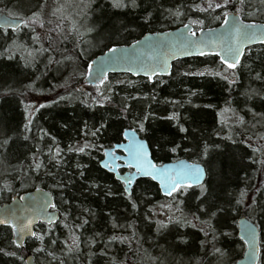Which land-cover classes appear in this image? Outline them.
<instances>
[{"label": "trees", "instance_id": "16d2710c", "mask_svg": "<svg viewBox=\"0 0 264 264\" xmlns=\"http://www.w3.org/2000/svg\"><path fill=\"white\" fill-rule=\"evenodd\" d=\"M68 1L0 0V10L11 16L28 20L33 13L38 14L45 24L43 28L34 25L35 30L43 37L45 32L51 29V35L56 38L60 52L74 58L66 62L67 70H64L65 66L62 65L61 70L57 71L53 65L45 72V58L49 55L45 53L34 61L36 67H32L31 64H25L27 52H24L23 48L17 51L13 46L15 42V45L27 44L29 48H38L40 45L31 40V29L24 25L17 30L5 31L0 28V132L12 137L8 146L0 147V204L25 191L43 187L52 191L61 213L57 223H40L37 226L36 232L51 233L50 236H45L42 242L44 248L40 251H37V248L41 242L36 238L29 239L24 249L19 248L13 242V230L10 226L1 225L0 248L4 249V252H0V264H24L20 256L25 260L28 252H32L41 264H119L122 261L125 264H234L245 251V244L238 236V219L244 215L260 228L259 264H264V211L257 209L252 212L246 207L253 197L264 206V164L257 162L261 159L259 154L254 155L252 149L242 143L244 139H248L250 143L257 144L256 140L250 139V134L259 135L264 131V107L259 106L260 99L256 93L246 95L253 89L264 92V82L257 81L248 71V65L253 63L256 70H260V64L264 61V44L250 47L251 52L246 53V58H242L245 67H238L236 70L238 78L234 84H228L222 76H212L208 73L203 76L189 75L188 73L203 71L206 68L212 71H223L226 68L218 56L203 55L175 61L171 74L157 76L154 80L130 74H110L104 84L90 86L84 83L85 75L79 73L86 74L89 61L111 47L113 42L129 44L147 32L178 27L182 25L181 21L187 23V19L183 16L167 19L166 14L154 7L152 10L156 19L145 24L140 20L142 13L139 9L117 10L111 7V0H107V6L101 4V14L97 13L94 21L96 31L87 33L80 22L79 10H74L71 4L65 3ZM95 1L92 0L93 10L96 7ZM73 2L75 1L72 0ZM180 2L181 0H155L157 5L163 3L164 8ZM183 2L188 4L192 0ZM145 3L152 4L153 0H145ZM231 4L242 7L239 13L244 19L264 22V0H244L243 6L239 4V0H231ZM59 5L65 6L64 24L61 25L63 34L54 30L62 18L60 14L53 15ZM230 10L235 11V7ZM188 15L195 16L196 10L193 9ZM216 15H221V11L216 10L208 16L201 14L200 18L205 20L203 27L220 24L223 19L216 20ZM73 21L76 22V31L72 30ZM108 21H111L109 27L106 25ZM87 27H91V22H88ZM78 33L84 34L80 36ZM47 46L45 42V47ZM80 49L85 51L81 53ZM59 58L57 55V59ZM117 80H133L136 83L117 85ZM33 81L34 86L29 87ZM106 86H111L117 93L134 89L148 92L150 96L154 90V99H137L130 103L133 111H142L144 106L151 104L150 111L156 114L155 118L150 117L145 122L147 132L140 134L148 140L155 160L163 163L187 158L204 164L207 170L204 185L210 186L224 198L221 200L222 206L236 209L212 219V225L217 232L215 247L226 250L223 257L212 251L211 234L205 238L204 231H208L207 227L193 218V214H196L200 221L208 219L204 210L197 208V187L189 188L181 197L184 203L176 205L171 212H174L175 216L191 220L192 223L184 224L172 219L168 228L158 233L154 209L170 198L162 195L155 181L140 178L132 188L133 199L139 207L132 209V201L123 193V182L118 180L113 172L101 166L103 151L92 149L90 155L88 152L66 153L67 165L55 178H49L44 170L34 173L31 178L23 177L20 165L21 162L25 165L30 162L26 159L28 152H36L47 163L48 153L41 149L54 146L49 136L45 135L40 139V129L56 137L60 147L67 149L69 146H75L78 140L103 144L105 148L111 147L120 142L123 129L130 126L135 128V125L131 124V117L125 119L121 115L117 107V97H114L115 102L112 104L94 105L93 97L106 94ZM192 92L195 94L192 95ZM68 93H71V96ZM169 100H179L180 104L174 105L169 103ZM230 109L245 117L243 126L234 122L237 116ZM173 111L179 113L180 124L188 129L187 132L180 131L177 122L169 118ZM29 120L30 131L26 132L24 125ZM100 123H106L107 127L93 139L87 133ZM84 124L88 125V129H84ZM216 132L221 135H215ZM226 134L232 135V140H229ZM5 138L7 137L0 135V145ZM165 141H175L180 145L177 153L168 152V145H165L163 151L156 149V144H163ZM37 143L40 148L36 147ZM205 143L219 147L210 148L209 154L205 156L202 152ZM253 155L254 159L249 160L248 157ZM77 163L87 165L82 170L85 173L83 179L79 175L71 176V171L75 170ZM48 168L50 171H58L52 164H48ZM70 176L72 184L66 189L56 187L58 181L67 183ZM93 181L98 188L91 186ZM255 188H261V191L257 193ZM243 189H247L245 203L237 205L235 200L239 190ZM109 190L116 195H107ZM68 202H71V207ZM85 208L90 211L84 212ZM65 212L70 213L67 219L64 217ZM82 216L87 217L89 223L74 230L80 239V245L79 248L69 251L72 225L81 223ZM65 223L68 227L64 226ZM128 224L134 226L136 239L132 238L133 229L126 227ZM193 224L196 226L193 227ZM202 227L204 231L200 230ZM97 233L100 235L97 236ZM112 234L129 237L132 240L131 245L117 241L109 247L106 241ZM178 234L184 239L178 240ZM89 238L96 239L97 243L90 245ZM66 239L69 240L67 245L64 244ZM51 240L56 243L52 244ZM101 248L106 249L115 260H111L109 256H101ZM11 251H16L17 255L12 257L6 254ZM90 253L95 255L90 257Z\"/></svg>", "mask_w": 264, "mask_h": 264}, {"label": "snow or ice", "instance_id": "6c2138e0", "mask_svg": "<svg viewBox=\"0 0 264 264\" xmlns=\"http://www.w3.org/2000/svg\"><path fill=\"white\" fill-rule=\"evenodd\" d=\"M239 4L243 6L244 0H239ZM64 5H59L53 12V15L60 14L61 20L58 24L55 25V32L63 34V29L61 25L64 24L63 18V8ZM83 9L85 10L82 12V15H90L87 12L88 9L92 7V0H84L82 5ZM111 7L115 9H139L141 11L140 20L147 24L152 22L156 19V14L152 10L154 7L161 11L162 14H166L167 19H178L181 16L187 19V23H183L181 21L182 27L184 29L183 33H178L174 40L179 44L180 50L183 51L187 48H195V49H205L206 51H200V55H212L216 54L219 56L220 61L222 62L223 66H226L223 71H212L211 69H204L203 71H197L195 73H188L189 75H201L203 76L205 73H208L212 76L223 77V80L226 81L228 84H234L238 78V72L236 71L238 67L243 69L245 67L242 64V58H246V53L251 52V48L248 47L251 43L259 42L264 44V28H259L256 22L253 21H245L241 19L240 15L238 14L242 11V7H236L231 4V0H192L191 3L185 4L183 0L180 3H177L171 7L164 8V4H155V0H153L152 4H146L145 0H111ZM235 7V11H231L230 9ZM193 9L196 10V15H188ZM216 10L221 11V15H216L214 18L216 20L223 19L222 25V32L218 34L209 33L208 36L201 35L197 37V31L201 34L204 32L203 25L205 24V20L200 18V15L203 14L205 16L211 15L216 12ZM45 21L39 17L38 14L33 13L28 20L19 19H12L9 16L0 17V28H3L5 31L11 27H17L18 25H24L31 29L32 35L31 40L32 42L39 44L38 48H29L27 44H20L15 45L13 42V46L15 50L19 51L23 48L24 52H27V57L25 58V64H31L32 67H36L34 63L40 56H44L45 53H49L46 56V63L44 66L45 72L49 71L53 65L56 66V70L60 71L61 66L64 65V70H67L66 62H70L74 58L71 56H65L60 50L57 48V40L55 37L51 35L52 30L49 29L45 32L44 36H41V33L35 30L34 25H39L41 28L44 27ZM72 30L76 31V22H72ZM96 31L93 27L85 28V32L92 33ZM84 33H78V35L82 36ZM165 35L164 33H160V36ZM171 35V33H169ZM66 38V37H65ZM45 42H47L48 46L45 47ZM134 44L139 45V41H133ZM120 44L113 42L111 47L107 48L108 53L116 52L120 48ZM169 47V42L165 40L157 39L154 42L146 43L145 51L143 55H137L132 53L128 56H109V62H132L138 65L137 68L129 67L128 72H136L139 75L143 72L144 76L147 77L149 80H154L157 76H162L164 73L168 72L169 66L168 61L165 58H160L155 54L156 49H164ZM218 49V51H217ZM85 49H80V52L83 53ZM24 52L21 53L23 56ZM57 55L60 56L57 59ZM100 63V67L97 68V72L99 75L96 77V81L98 84H104L107 80V75L104 73V62L93 61L88 63V72L79 73V75H87L88 77L92 76V69L97 64ZM249 74L254 75L257 81L264 82V61L260 64V70H256L255 63L248 65ZM227 73V74H225ZM39 79V77H37ZM91 82V81H89ZM163 82V81H161ZM34 81L29 84V87L34 86ZM67 83V81H65ZM136 82L133 80H117L115 84L117 85H134ZM7 91H12V89H7ZM106 94H102L98 97H93L94 105H102V104H112L114 103V97H117L119 103L117 107L122 116L125 119L131 117V124L135 125V128L128 127L122 130L120 133L121 140L120 142L116 143L113 147L105 148L103 144L92 143L87 140H78L75 146H69L67 149H62L58 142H56V137L51 136L50 133H47L46 130L40 129L39 136L42 140L45 135L49 136L51 140L54 142V146H47L46 149H41V151L46 150L48 153V162L46 163L43 158L37 155L34 151H29L27 154L26 159H29V163L25 165L21 162L20 171L23 174L24 178H31L34 173L40 172L44 170L45 175L49 178H55L56 176L60 175V173L64 170V166L67 165V160L65 159L66 153H85L88 152L90 155V150L97 149L103 151L105 156L115 162V161H123L124 165L134 171L129 172L128 177H121L123 180V193L127 196V199L132 201L131 208L137 209L139 205L137 204L136 200L133 199L132 190L130 185L132 180L136 177H146L150 178L153 181H158L160 185V189L164 192V194L170 198L171 200L176 202V205H181L184 203V200L181 197L187 192V190L194 185L199 189L198 193L195 194V199L199 201L197 204L198 209H203L205 216L208 219L200 221V217L196 214H193V218L207 227L208 231H204V227L200 230L204 231L205 238L207 239L211 234V243L213 244L212 251L218 254L219 257H223L225 255L224 249L219 247H215V243L217 240V232L216 229L212 225V219L217 218L218 216H224L226 211H236L233 207L225 208L221 204V200L224 199L219 195V193L214 192V190L210 186H205L201 181L204 175L203 169L200 168L199 165H193L185 163L177 159L175 164H164L159 163L157 164L154 162L151 157V151L149 149L148 142L141 138L140 134L147 132L146 123L150 117L155 118L156 114L150 111L151 104H148L143 107L142 111H133L132 104L130 102L136 101L137 99H154L155 92L153 90L152 95L148 92H144L142 90H125V91H114L111 86H106L105 89ZM256 93L257 98L260 99L261 107H264V92H258L257 90L253 89L251 92L246 93V95H251L252 93ZM192 95L195 92L191 93ZM71 96V93H68ZM61 99H63L61 97ZM169 103L174 105L180 104L179 100H169ZM87 103V101H85ZM43 105H41L42 107ZM233 111L234 114L237 116V119L234 121L236 124L243 126L245 124V117L243 115H239L238 112L235 110L230 109ZM169 118L175 120L180 128V131L187 132L188 129L184 128L179 121V113L173 111L169 114ZM222 119V123H223ZM31 120H29L25 125V131H30ZM67 127V125H65ZM107 127L106 123H100L99 126H94L92 129L88 131V135H90L93 139H95L100 131L105 130ZM84 129H88V125L84 124ZM231 131V130H230ZM0 135H4L7 138L3 140V144L0 147H6L9 144V141L12 140L11 136H7V133L0 132ZM215 135L220 136V132H216ZM229 140H232V135L226 134ZM239 135V133H237ZM28 137H25L27 140ZM250 139L256 140L257 144H252L249 142L248 139H244L242 143L246 145L248 148L252 149L253 154H259L261 159L257 161L260 164H264V131L260 132L259 135L250 134ZM165 145H168L167 151L175 154L180 148V145L176 144L175 141H165L163 144H156L155 147L158 151H163ZM37 148H40V144H36ZM212 147H219V145H208L204 144L202 152L203 155L207 156L209 154V149ZM117 150H122L124 155H120ZM253 156H249V160L254 159ZM101 164H103L104 168H109V164L105 161L101 160ZM48 164H52L53 167L58 169V171H50L48 168ZM87 167L86 164L77 163L75 165V170L71 171V176L79 175L81 179L84 178V171ZM117 165L113 163L112 170H115ZM68 179L67 183L63 180L58 181L56 187L60 189H66L69 185L72 184V179ZM18 179L20 177H17ZM93 188H98L99 186L92 182L91 185ZM107 187V186H105ZM264 188V185H262ZM255 192L259 193L261 188H255ZM247 193V189L239 190V195L235 200L237 205H241L245 203V196ZM107 195L113 196L116 193H113L111 190L107 192ZM69 203V207H71V202ZM53 208L56 207L55 203L51 205ZM82 207V206H81ZM166 208H171L173 205L166 204ZM248 209L252 212L257 211V209L264 211V206H262L255 197L251 198V203L246 205ZM89 209H84V212H89ZM47 214L46 212L44 213ZM70 213L65 212L64 217L65 219L69 218ZM57 219L54 215L51 216L48 220L49 225H52L53 220ZM151 219V217H149ZM173 220L182 221L184 224L192 223L191 220H187L182 216H174ZM64 223V221H61ZM89 220L87 217H81V223H75L72 225L71 230V246L69 247V251L73 250L74 248H79L80 239L75 234V229L82 228L84 225L88 224ZM158 227L156 231L159 233L162 229L168 228L169 224L172 223V220L167 222L165 221H158ZM0 224L10 226L11 229L16 230L17 235L15 240L13 241L16 245H20L23 243V238L25 235L30 234L32 237H35L37 241L41 242L37 248V251H40L44 248L43 241L45 240L46 235H51L50 232H36L32 230L33 221L31 218H28L26 222L19 223L18 218H15L14 214L12 218H9L8 214L5 213L4 215H0ZM246 224V230L250 233H254V228L251 225ZM65 227H68V224H64ZM196 225L193 224V227ZM119 227H125L123 225H119ZM126 227L132 228V238L136 239V232L135 228L132 224H128ZM100 234L97 233V236ZM226 235V234H225ZM178 240H183L184 237L181 235H177L176 237ZM121 242V243H128L131 245L132 240L129 239L127 236L112 234L107 237L106 244L110 247L113 242ZM52 244H55V240L50 241ZM69 240H64V244H68ZM88 243L90 245H94L97 243L96 239L89 238ZM137 243L139 241L137 240ZM201 243H205V241H201ZM0 252H4V249L0 248ZM9 256L15 257L17 255L16 251H11L6 253ZM91 255H95V253H90ZM101 256H109L111 260H115V257H111L109 252L106 249H100ZM20 260L24 261V264H27V261L24 260L23 256H20ZM119 264H125V262H119Z\"/></svg>", "mask_w": 264, "mask_h": 264}, {"label": "water", "instance_id": "95a60500", "mask_svg": "<svg viewBox=\"0 0 264 264\" xmlns=\"http://www.w3.org/2000/svg\"><path fill=\"white\" fill-rule=\"evenodd\" d=\"M238 14L240 15L241 19H243L245 21H249V22L253 21V20H246L242 17V15L240 13H238ZM5 16H9L10 18L16 19L17 21H19V19H21L20 17L11 16L8 13H6L5 11L0 10V17H5ZM255 22L259 28H264V22H261V21H255ZM222 25H223V20L218 25L211 26V27H203L204 28L203 34H201L199 31H197V37H200L201 35L206 37L209 35L210 32L212 34H218V33L222 32V30H223ZM21 26L22 25H18L17 27H11L10 26L8 29L17 30ZM183 32H184V29H183L182 25H180L178 27H174V28L161 30V31L147 32L143 36H141L140 38L135 40V41L140 42L139 45L134 44L133 42H131L129 44H120L121 47L116 52H113L111 54L108 53V51L106 49L102 53L93 57L89 61V63H91L93 61L104 62V64H105L104 73L107 75V77L110 74H130L133 76H144L143 72H141L139 75H137L136 72H131V73L128 72L129 67H133V68L138 69L137 64L132 63V62H118V63L117 62H109L108 58H109V56H128L132 53H135L137 55H143V52L146 50L145 49L146 43L154 42L157 39H159V40H165V41L169 42V47L164 48V49H156V51H155V54L158 57H160V58L166 57V59L168 61L169 70H168V72L164 73L162 76L169 75L172 72L173 63L175 61H178L180 59L190 58V57L203 56V55H200L199 52L200 51H206L205 49L198 50L195 48H187V49H184L183 51H181L180 46L174 40V37H176L178 33H183ZM160 33H164L165 35L160 36ZM169 33H171V35H169ZM259 44H261V43H259V42L251 43L248 45V47L250 48L252 46L259 45ZM217 51H218V49H217ZM212 55H216V54H212ZM216 56H218V55H216ZM99 67H100V63H97L93 67L91 77H88L87 75H85L84 83L86 85L94 86V85L98 84L96 81V77L99 75V73L97 72L96 69ZM88 71L89 70L87 67V72ZM89 81H91V82H89ZM141 138L148 142V140L146 138H143L142 136H141ZM113 146H111V147H113ZM147 146L149 147V149L151 151V157L150 158L154 162L159 164L155 160V158L153 157V153H152L151 147L149 145V142H148ZM106 148H110V147H106ZM117 152L120 155H124L122 150H117ZM102 160L109 164V168H105V169L109 170L110 172H113L115 174L116 178L118 180H120L121 182H123L121 177H128L129 172L134 171V170L128 169L124 165L123 161L113 162V161L109 160L105 156V154H104V157ZM179 160L184 161L185 163H188V164L199 165L200 168H202L203 172H204V175H203L202 181H201L204 184V182L207 179V170H206V167L204 164H202L200 162H195V161L189 160L187 158H180ZM176 161L177 160L163 162V163L164 164H175ZM113 163H115L117 165L115 170H112ZM101 166L103 167V164H101ZM121 168H124L126 171L121 172L120 171ZM140 178H146V177L140 176V177L134 178L132 180L131 185H130L131 190H132L135 182ZM155 182L158 184V186L160 188L159 182L158 181H155ZM193 187H196V186L194 185ZM160 191H161L163 196H166L161 189H160ZM53 203H55V205H56L55 197H54L52 191H50L46 188H43V187H37V188L31 189V190L25 191V192L21 193L20 195H15L10 201H7L3 204H0V215H4L5 213H7L9 218H12L13 214H14L15 218H18L19 223H24V222H26V220L28 218H31L33 221L32 230L36 231V227L40 223H48L49 218L53 215L57 219L53 220L52 224H55L59 221L61 213H60L59 208H57V205L55 208H53L51 206ZM45 212L47 213L46 215L44 214ZM245 221L247 222V225H251L254 228V233H250L246 230L247 226L245 224ZM1 225H3V224H0V226ZM16 235H17L16 230H13V240H15ZM238 236L245 243L246 248H245V252H244L243 256L241 258H239L234 264H259L260 257H261V231H260L259 226L249 217H247L245 215L241 216L238 219ZM30 238H34V237H32L30 234L25 235L23 238V243H21L20 245H17V246L24 249L26 246V241ZM26 261H27V264H40L36 261L32 252H29L27 254Z\"/></svg>", "mask_w": 264, "mask_h": 264}, {"label": "rangeland", "instance_id": "374dc122", "mask_svg": "<svg viewBox=\"0 0 264 264\" xmlns=\"http://www.w3.org/2000/svg\"><path fill=\"white\" fill-rule=\"evenodd\" d=\"M73 1H75V2H73L72 3V0H69L68 2H65L66 4H71V7L73 8L74 7V10H79V14H80V22H81V24H82V27L85 29V28H87V24H88V22H91V27H93V28H96L95 27V24H94V21H95V19L97 18V13H98V15H100L101 14V11H102V9H99V7L101 6V4H105V6H107V0H105V1H101V0H96L95 1V5H96V7H95V9L93 10V2H94V0H93V2H92V7H91V9H88L87 10V12L88 13H90V15H87V14H85V15H82L81 13L82 12H84L85 10L83 9V7H82V5H83V3H84V0H73ZM78 3V4H77ZM68 5V6H69ZM78 5H80L79 6V8H78ZM67 6V7H68ZM71 8V9H72ZM67 9H69V8H67ZM113 9V8H112ZM104 10V9H103ZM117 10H119V9H117ZM121 10H124V9H121ZM112 21V20H111ZM111 21L109 22H107L106 23V25H108L107 27H109L110 25H111ZM106 27V28H107ZM97 28H100L99 26H97ZM166 204H171V205H173V207H171V208H166L165 207V205ZM174 208H176V202L175 201H173V200H165V201H163L162 203H160V204H158L156 207H155V209H154V218H155V220H157V221H165V222H167V221H169V220H172V218L175 216V214H174V212L173 213H171L172 212V210L174 209Z\"/></svg>", "mask_w": 264, "mask_h": 264}, {"label": "flooded vegetation", "instance_id": "af4514ba", "mask_svg": "<svg viewBox=\"0 0 264 264\" xmlns=\"http://www.w3.org/2000/svg\"><path fill=\"white\" fill-rule=\"evenodd\" d=\"M120 171H121V172H125L126 170H125L124 168H121Z\"/></svg>", "mask_w": 264, "mask_h": 264}]
</instances>
